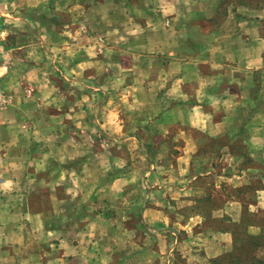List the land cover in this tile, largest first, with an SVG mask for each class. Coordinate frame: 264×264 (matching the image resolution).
Instances as JSON below:
<instances>
[{
    "label": "crops",
    "instance_id": "0c3cea01",
    "mask_svg": "<svg viewBox=\"0 0 264 264\" xmlns=\"http://www.w3.org/2000/svg\"><path fill=\"white\" fill-rule=\"evenodd\" d=\"M2 21L0 264H209L264 234V0H0Z\"/></svg>",
    "mask_w": 264,
    "mask_h": 264
},
{
    "label": "trees",
    "instance_id": "16d2710c",
    "mask_svg": "<svg viewBox=\"0 0 264 264\" xmlns=\"http://www.w3.org/2000/svg\"><path fill=\"white\" fill-rule=\"evenodd\" d=\"M243 242L210 260V264H264V234L251 236Z\"/></svg>",
    "mask_w": 264,
    "mask_h": 264
},
{
    "label": "rangeland",
    "instance_id": "374dc122",
    "mask_svg": "<svg viewBox=\"0 0 264 264\" xmlns=\"http://www.w3.org/2000/svg\"><path fill=\"white\" fill-rule=\"evenodd\" d=\"M3 12H6V9ZM6 17H8V16H4L3 19ZM4 22L5 21H2V22H0V24L1 23L3 24ZM4 27L7 28V25H5ZM0 35H1L0 44H1V47H3L2 43L4 42L3 38L5 36V30H4L3 26H1V25H0ZM6 53L7 52L2 51L0 54V66L1 67H5V66L9 65ZM82 129H83V126H81V128L79 129V134H75V135H78L80 141L83 144L90 145L93 148L94 146L95 147L101 146L104 143L105 138L103 137V135H101L100 132H96V133L92 132V133L86 134L84 131H82ZM178 236H179L180 240H182V241L185 240V236L183 234H179ZM173 253L175 254V256L173 258V263L171 262V264H185L183 261V256L178 254V252H173ZM209 264H210V261H209Z\"/></svg>",
    "mask_w": 264,
    "mask_h": 264
},
{
    "label": "built area",
    "instance_id": "2783aa9c",
    "mask_svg": "<svg viewBox=\"0 0 264 264\" xmlns=\"http://www.w3.org/2000/svg\"><path fill=\"white\" fill-rule=\"evenodd\" d=\"M0 40H1V35H0ZM1 52H2V47L0 44V54ZM6 105H7V98H6L5 92L4 90L0 88V108L5 107Z\"/></svg>",
    "mask_w": 264,
    "mask_h": 264
}]
</instances>
